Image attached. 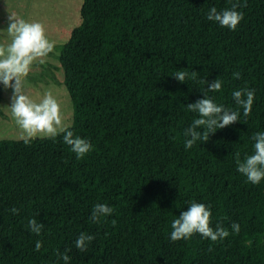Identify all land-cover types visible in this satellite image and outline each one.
Returning <instances> with one entry per match:
<instances>
[{"label":"trees","instance_id":"1","mask_svg":"<svg viewBox=\"0 0 264 264\" xmlns=\"http://www.w3.org/2000/svg\"><path fill=\"white\" fill-rule=\"evenodd\" d=\"M233 3L244 17L235 31L207 20ZM80 17L56 69L72 104L66 129L92 149L78 159L63 133L0 139V264H65L68 249L67 264H264V179L237 171L264 132V0H82ZM179 70L196 77L181 83ZM217 78L208 95L239 121L186 150L196 117L186 106ZM242 87L255 92L247 117L232 97ZM192 201L229 236L173 242L171 223ZM98 203L113 211L94 222ZM81 232L95 237L83 252Z\"/></svg>","mask_w":264,"mask_h":264},{"label":"clouds","instance_id":"2","mask_svg":"<svg viewBox=\"0 0 264 264\" xmlns=\"http://www.w3.org/2000/svg\"><path fill=\"white\" fill-rule=\"evenodd\" d=\"M239 3H233L231 8L218 11L212 7L207 12V20L218 23L223 28L232 31L244 19L243 14L236 9L241 7ZM7 33L10 36V43L0 45V83L5 87H11L13 95L11 98V113L16 123L26 134V141L37 136L54 138L63 133V141L78 159L83 158L91 149V143L79 136L74 135L62 125L60 104L51 92L43 95L40 102H34L23 91L21 87V77L27 76L30 65L38 58L46 57L54 49L45 36L44 27L39 22H26L23 19H13L10 17ZM235 79H240V73L234 72ZM177 81L184 83L186 78L194 79L196 72L189 73L187 70H179L173 76ZM207 90L203 92V98L195 103H190L186 107L189 111L196 113L191 125L185 129L184 136L185 149H191L197 141L206 143L209 137L219 129L233 125L239 121L241 115L239 110L225 108L216 103L208 93L221 91L223 82L220 79L205 81ZM255 92L253 89L242 87L234 90L233 100L238 109L243 110V116L247 117L252 110ZM253 153L245 156L241 161L237 159V171L244 175L252 184H259L264 179V132H258L252 137ZM239 155V154H237ZM13 214L17 209H11ZM112 208L106 204H96L93 207L91 220L96 222L101 217L112 214ZM211 211L203 203L192 201L187 210L182 211L178 218L171 223L170 239L173 242L182 239H189L193 234H200L203 238L212 242L225 239L229 236V231L221 225L211 226ZM115 223V221H113ZM44 224L38 223L36 219H29L27 228L30 232L39 236ZM231 229L234 233H239L240 225L232 223ZM94 236L81 232L75 241V247L83 252L86 251L88 243L94 240ZM42 242L37 240L35 251H39ZM66 250L61 254V259L67 264L70 257Z\"/></svg>","mask_w":264,"mask_h":264},{"label":"rangeland","instance_id":"3","mask_svg":"<svg viewBox=\"0 0 264 264\" xmlns=\"http://www.w3.org/2000/svg\"><path fill=\"white\" fill-rule=\"evenodd\" d=\"M82 0H0V45L10 43L7 33L10 17L26 22H39L45 36L54 44L53 51L38 58L30 65L27 76L21 77L24 93L34 102H40L43 95L51 92L60 104L63 127L71 124L72 104L63 84L62 74L56 69L58 49L66 43L71 31L80 25ZM11 87L2 86L0 103V139H26V134L16 123L11 113ZM34 138H44L37 136Z\"/></svg>","mask_w":264,"mask_h":264}]
</instances>
